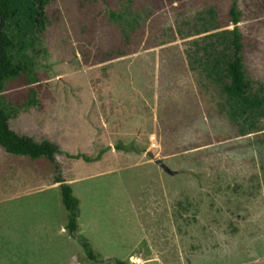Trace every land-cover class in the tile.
I'll list each match as a JSON object with an SVG mask.
<instances>
[{
	"label": "rangeland",
	"instance_id": "374dc122",
	"mask_svg": "<svg viewBox=\"0 0 264 264\" xmlns=\"http://www.w3.org/2000/svg\"><path fill=\"white\" fill-rule=\"evenodd\" d=\"M233 2L48 1L35 81L2 98L13 130L58 146V169L0 147V264H264V117L233 122L220 82L200 79ZM236 4L264 90V0ZM57 176L79 200L75 235Z\"/></svg>",
	"mask_w": 264,
	"mask_h": 264
},
{
	"label": "trees",
	"instance_id": "16d2710c",
	"mask_svg": "<svg viewBox=\"0 0 264 264\" xmlns=\"http://www.w3.org/2000/svg\"><path fill=\"white\" fill-rule=\"evenodd\" d=\"M49 0H0V147L7 153L25 156L30 159L46 158L57 171L58 163L55 155L59 148L51 141L44 139L36 141L32 137L17 133L10 127L9 120L13 115L2 98L9 81L25 76L30 83L35 81L32 56L28 54L40 38L47 25L46 5ZM241 13L237 9L236 0L230 6L228 17L230 28L218 31L213 35L216 43L223 44V50L216 55L201 59L200 67L203 73L201 82L212 79L220 82L221 92L226 98L223 112L233 121L254 120L264 117V90L252 91L251 82L244 69V39L238 26ZM199 60V59H198ZM221 68V71H218ZM206 78V79H205ZM202 85V84H201ZM201 87V86H200ZM200 89V88H199ZM200 91L204 93L201 89ZM253 128V124H250ZM242 135L250 133L241 130ZM118 150L127 151L126 145L119 144ZM73 158H81L86 162L98 160L99 156L89 157L84 154ZM61 202L66 210V231L75 235L79 200L73 189L64 179L57 176ZM88 259H96L89 243L84 238H78ZM115 264H131L128 261L116 260Z\"/></svg>",
	"mask_w": 264,
	"mask_h": 264
},
{
	"label": "water",
	"instance_id": "95a60500",
	"mask_svg": "<svg viewBox=\"0 0 264 264\" xmlns=\"http://www.w3.org/2000/svg\"><path fill=\"white\" fill-rule=\"evenodd\" d=\"M155 163L158 166H160L164 171L168 172L169 174L171 173V170H169V168L165 165V163L161 159L156 160Z\"/></svg>",
	"mask_w": 264,
	"mask_h": 264
},
{
	"label": "crops",
	"instance_id": "0c3cea01",
	"mask_svg": "<svg viewBox=\"0 0 264 264\" xmlns=\"http://www.w3.org/2000/svg\"><path fill=\"white\" fill-rule=\"evenodd\" d=\"M67 182V181H66ZM24 236V235H23ZM25 237H26V235H25ZM67 257H68V255H67Z\"/></svg>",
	"mask_w": 264,
	"mask_h": 264
}]
</instances>
